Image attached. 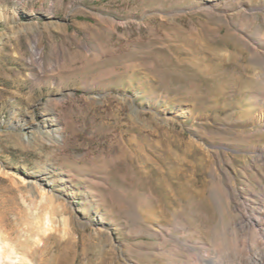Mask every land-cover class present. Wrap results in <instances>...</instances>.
<instances>
[{
	"label": "rangeland",
	"instance_id": "obj_1",
	"mask_svg": "<svg viewBox=\"0 0 264 264\" xmlns=\"http://www.w3.org/2000/svg\"><path fill=\"white\" fill-rule=\"evenodd\" d=\"M0 243L17 264L261 247L264 0H0Z\"/></svg>",
	"mask_w": 264,
	"mask_h": 264
},
{
	"label": "bare ground",
	"instance_id": "obj_2",
	"mask_svg": "<svg viewBox=\"0 0 264 264\" xmlns=\"http://www.w3.org/2000/svg\"><path fill=\"white\" fill-rule=\"evenodd\" d=\"M260 245L261 247L257 248L259 245L257 246L255 243L248 244L246 253L235 255L232 258L234 264H264V244ZM17 258L18 255L13 248L5 250V247L0 243V264H17Z\"/></svg>",
	"mask_w": 264,
	"mask_h": 264
}]
</instances>
